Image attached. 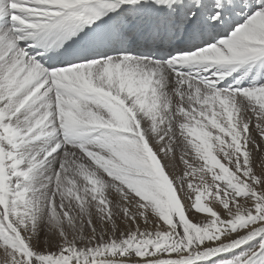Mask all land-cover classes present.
Instances as JSON below:
<instances>
[{"label":"snow or ice","instance_id":"obj_1","mask_svg":"<svg viewBox=\"0 0 264 264\" xmlns=\"http://www.w3.org/2000/svg\"><path fill=\"white\" fill-rule=\"evenodd\" d=\"M0 264H264V0H0Z\"/></svg>","mask_w":264,"mask_h":264}]
</instances>
